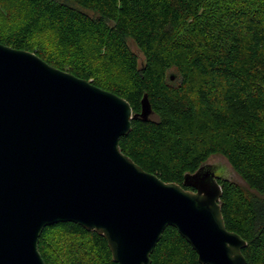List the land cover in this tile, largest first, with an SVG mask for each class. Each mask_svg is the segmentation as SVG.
Masks as SVG:
<instances>
[{"label": "trees", "instance_id": "obj_1", "mask_svg": "<svg viewBox=\"0 0 264 264\" xmlns=\"http://www.w3.org/2000/svg\"><path fill=\"white\" fill-rule=\"evenodd\" d=\"M15 1L22 22L0 31L1 44L124 98L134 114L148 96L151 120L134 119L120 139L122 152L144 171L183 186L185 174L211 157L229 162L242 183L219 180L226 228L247 242L248 264H264V0ZM44 33L54 35L56 53L36 43ZM96 62L117 67L125 86L102 82ZM55 232L73 239L66 261L50 242ZM39 247L46 264H84L82 256L117 264L103 237L75 223L47 227ZM151 258L200 264L173 227Z\"/></svg>", "mask_w": 264, "mask_h": 264}, {"label": "water", "instance_id": "obj_2", "mask_svg": "<svg viewBox=\"0 0 264 264\" xmlns=\"http://www.w3.org/2000/svg\"><path fill=\"white\" fill-rule=\"evenodd\" d=\"M141 107L0 43V264H46L39 241L59 223L95 231L117 264H152L168 227L200 264H248L225 225L220 168L207 161L182 186L122 152L132 121L154 115L147 95Z\"/></svg>", "mask_w": 264, "mask_h": 264}, {"label": "rangeland", "instance_id": "obj_3", "mask_svg": "<svg viewBox=\"0 0 264 264\" xmlns=\"http://www.w3.org/2000/svg\"><path fill=\"white\" fill-rule=\"evenodd\" d=\"M22 22V13L19 10L18 3L15 0H0V31H5L6 29H11ZM35 41L37 44H41L49 51H53L56 53L58 49L57 41L52 33H44L39 34ZM131 50L136 53L139 57L140 63L143 62V55L136 47V45L129 40L128 41ZM96 67L99 70V78L102 82L107 83L109 85H117V86H125L124 85V77L122 76V72L119 71L117 67H106L101 62H96ZM170 76H174L176 80L177 74L176 72H171ZM172 80V81H174ZM122 83V84H121ZM208 163L216 166L221 169L225 178L232 179L242 183V180L235 174L232 170L231 166L227 163L226 159L221 156H214L208 160ZM53 244V249L57 252L58 257L61 260H65L70 253V249L73 245V239L63 235L60 232H55L51 235V241ZM83 255V254H82ZM84 264H95L96 256H93L91 259L87 256H82Z\"/></svg>", "mask_w": 264, "mask_h": 264}]
</instances>
